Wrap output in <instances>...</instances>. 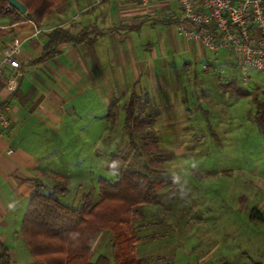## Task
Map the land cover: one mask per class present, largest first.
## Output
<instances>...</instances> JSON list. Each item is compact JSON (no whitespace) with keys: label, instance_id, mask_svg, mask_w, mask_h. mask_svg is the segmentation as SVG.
I'll return each mask as SVG.
<instances>
[{"label":"crops","instance_id":"1","mask_svg":"<svg viewBox=\"0 0 264 264\" xmlns=\"http://www.w3.org/2000/svg\"><path fill=\"white\" fill-rule=\"evenodd\" d=\"M68 8L65 14H53L41 23L0 15V54L15 38L23 41L19 88L10 93L3 87L1 93L12 125L8 134L0 135V256L7 253L0 264L32 262L20 230L29 199L37 190L35 182L46 184L52 169L66 173L65 165L49 156L55 153L66 163V151L74 150L70 158L76 170L67 173L81 177L92 175L93 170L96 173L92 157L83 152L97 154L112 147V141L105 137L109 131L107 114L112 105L125 102L133 91L148 97L159 113L154 130L172 135V150L176 157H184L187 165L202 156L200 146L209 133L211 118L235 120L242 99L251 102L247 117L255 118L257 101L264 99V74L245 73L240 57L229 50L210 51L178 34V0H150L147 4L139 0H72ZM57 28L76 37L82 35V40L62 44L53 56L41 59L49 36ZM12 73L5 70L4 84ZM241 89L248 91L246 98L238 94ZM124 116L121 111L113 132ZM260 135L264 150V130ZM10 149L13 154L8 153ZM261 159L254 161V189L250 193L264 217V157ZM200 162L205 164L203 158ZM204 199L209 208L206 213L226 203L213 202L208 195ZM255 224L261 238L254 239L252 254L261 263L264 222ZM206 225V230H213L217 224ZM205 235L207 244L211 237ZM248 243L252 245L251 240ZM223 252L227 255L231 250ZM206 255L210 258L211 251ZM176 256H161L158 261L176 264ZM141 260L150 263L147 258Z\"/></svg>","mask_w":264,"mask_h":264},{"label":"rangeland","instance_id":"2","mask_svg":"<svg viewBox=\"0 0 264 264\" xmlns=\"http://www.w3.org/2000/svg\"><path fill=\"white\" fill-rule=\"evenodd\" d=\"M71 1L68 0L59 8L53 9L51 15L65 14ZM128 101L129 98L116 105V110L124 111L123 107ZM250 104V101L242 99L235 120L234 117L225 122L221 117L211 118L209 133L203 139L204 145L200 146L202 156H197L191 165L186 164L184 157L182 159L176 157L169 143L172 135H164L153 130V139L159 142L164 162L163 175L154 174L151 177L158 180L166 175L171 177L169 179L171 183L159 192L155 203L141 205L135 209L133 224L139 238L136 252L139 259L147 258L151 264H160L163 261L159 262V257L173 259L177 254L179 262L176 264H264L254 260L255 256L252 254L254 239L261 236L254 228L255 223L259 222L250 220V212L257 202L254 194L251 196L250 192L254 189V161L262 160L264 150L261 146L263 139L260 135L261 128L253 117L251 119L247 117ZM227 127L232 129L229 131ZM105 137L112 141L111 148L100 149L97 154L91 151L83 152L87 154V158L92 157L94 162L92 166L95 165L98 169L96 173L93 170V174L87 177L77 174L71 176L67 173L76 170L75 162L70 158L76 151H66V163L55 153L49 156H52L53 162L65 165L64 172L67 174H58L52 169L45 185L67 187L69 189L67 194L59 197L74 208H81L83 197L89 194L93 195L94 204L101 200L99 192L101 177L116 182L122 170L145 172L144 166L149 164L152 153L144 155L135 153L130 145V130L126 129L123 123L114 132L108 131ZM135 141L142 147L139 135ZM202 158L205 164L200 162ZM176 177L179 180H176ZM207 195L213 202L225 200L226 203L222 207H215L212 213H206L209 208L204 198ZM197 205L199 206L194 211L193 206ZM209 222L216 223V228L206 230L208 226L206 224ZM223 222L226 225L225 230ZM204 234L211 237L207 244L204 242ZM113 236V231L105 229L93 242L94 260L99 255L108 256L113 260ZM249 240L252 241V245H249ZM218 242L222 245L216 244ZM25 245L33 257L31 264H46L33 255L26 243ZM225 248L231 250V253L226 255L223 252ZM209 250L212 255L210 258L206 255Z\"/></svg>","mask_w":264,"mask_h":264},{"label":"trees","instance_id":"3","mask_svg":"<svg viewBox=\"0 0 264 264\" xmlns=\"http://www.w3.org/2000/svg\"><path fill=\"white\" fill-rule=\"evenodd\" d=\"M19 1L27 8L25 14L11 10L9 0H0V15H17L18 18L41 23L53 9L68 0ZM81 36L76 37L69 30L57 28L49 36L41 59L53 56L62 44L81 41ZM238 94L245 97L249 93L241 89ZM116 107L112 105L107 114L109 131L116 128L120 118L121 111L118 112ZM123 109V124L130 130V145L136 154L152 153L149 164L144 166L145 172L122 170L116 182L101 177V200L94 204L93 195L89 194L83 197L81 208H74L60 199L59 195L67 194V187H48L44 182L36 181L37 190L29 199L20 233L33 255L46 264H112L108 256L99 255L96 260L93 256V242L105 229L114 233V264H150L139 259L136 253L139 238L133 224L135 209L155 203L159 192L171 183V177L165 175L158 180L151 177L163 172L164 155L159 149V142L152 136L158 111L152 107L148 97L142 98L135 91ZM257 109L254 119L264 130V99L257 101ZM137 135L142 147L135 141ZM250 220L264 222L257 207L250 212ZM6 257L4 251L0 258Z\"/></svg>","mask_w":264,"mask_h":264},{"label":"built area","instance_id":"4","mask_svg":"<svg viewBox=\"0 0 264 264\" xmlns=\"http://www.w3.org/2000/svg\"><path fill=\"white\" fill-rule=\"evenodd\" d=\"M178 1L180 16L176 30L180 36L200 43L210 51L227 49L240 57L243 72L264 74V0ZM22 50L23 41L15 38L0 54V135L11 131L12 121L7 107L3 106L1 93L3 87L10 93L19 88ZM7 69L13 73L4 84ZM8 153L13 154L14 150L10 149Z\"/></svg>","mask_w":264,"mask_h":264},{"label":"water","instance_id":"5","mask_svg":"<svg viewBox=\"0 0 264 264\" xmlns=\"http://www.w3.org/2000/svg\"><path fill=\"white\" fill-rule=\"evenodd\" d=\"M10 6L17 10L20 14H25L27 12L26 6L19 0H9Z\"/></svg>","mask_w":264,"mask_h":264}]
</instances>
